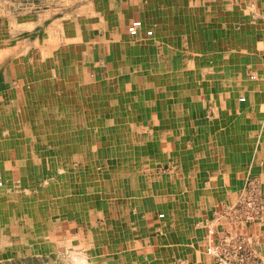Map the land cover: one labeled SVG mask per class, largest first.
<instances>
[{
	"label": "rangeland",
	"instance_id": "rangeland-1",
	"mask_svg": "<svg viewBox=\"0 0 264 264\" xmlns=\"http://www.w3.org/2000/svg\"><path fill=\"white\" fill-rule=\"evenodd\" d=\"M145 1L146 6L141 19L135 20L141 23L137 35H131L126 31V44L129 45V51L132 53V55L128 54L127 61L132 60V66L141 67L138 71L135 70V74H142L140 81L129 79L126 75V65L122 69L119 68L123 62L119 63L120 65H114L113 74H106L99 68H93L94 75L90 81L100 86L110 81L108 86L110 85L113 92L120 96L114 99L119 98L125 102H132L131 99L135 96L137 89L143 91L153 89V92H148L147 96L143 95L147 105L146 112H141L142 125H138L134 133L136 130L144 135L150 133L149 119L158 120L162 116L159 110L164 111V108L160 107L159 100L165 102L167 98H173L171 92L179 90L187 94L183 109L186 120L184 123L182 118L172 124L171 129H179L180 136L178 134L177 137L170 136L169 143L161 141L155 144L156 157L154 156L150 162L146 161L147 165L152 163L154 168L151 169L152 172L149 171V176L145 180L147 185L138 193L135 200L130 201L133 195L132 188L124 185L126 181H123V186H120L118 175L115 174L110 176L112 185L109 189L108 202L99 197L101 194L93 202L88 180L93 174L88 172L89 163L92 162L94 166L95 161H99L100 164L102 163L101 167H105L107 160V163L112 161V164L115 162L121 165L122 159L120 162L113 158V154L121 151L120 149L134 150V153L141 149L135 143L127 144L117 140L107 144L109 149L103 151L99 145L90 148L84 140L75 138V132L80 131L83 126L78 122H75L74 127L72 126L70 122L74 121L75 110L66 112V102H69V99L66 101L65 97L68 95H58L59 89H56L58 79H68L69 81L66 82L70 84L72 79L76 81L75 78H79L78 75V77L75 76L79 71L76 65L78 54L75 53L84 44L81 39H78L77 34L94 32V25L92 28L88 27L94 21L92 11L94 9L98 13L101 12L106 0H0V144L8 148V138H13V134L18 132L16 140L20 142L19 146H24L25 140L28 139L30 150L28 155L31 152L33 157L29 159L23 157L24 154H19V157L15 158V162L21 165V169H26L23 172L20 171L18 175L19 179H22L21 188L13 189L11 184L17 181V175L10 174L9 170L13 173L10 164L14 160L7 158L3 149H0V181L5 183V187L0 186V264H120L121 261H127L125 264L137 262L147 264L153 261L155 263L161 261L163 264L168 262L170 264L185 262L264 264L262 238L255 234L257 238L253 240V233L247 232L250 229L264 228V199L257 188V182L254 179H248L245 189L234 192L231 189L211 190V187L215 186L217 176L215 173L206 172L209 168H215V162L211 157L217 156V153L219 156L225 155L227 159L232 158L230 154L232 146H237L238 139L242 138L237 134L247 129L240 119L235 120L232 110H235L241 118L248 113L246 110L250 102L248 90L260 89L262 93L264 92L262 68L264 64L256 63L254 57L249 54L252 51L250 52L245 44L248 43L246 36L249 28L243 26L248 24L244 23L245 18H241L243 23H240L239 32L236 30V34L238 33L240 41L245 43H241L240 53L234 61H230V65L238 64L239 67H235L232 71L239 76L233 77L234 75L230 74V67L228 69L226 66L228 72L225 77H221L218 69L220 62L216 54L225 46L223 47L220 40L216 38L218 32L214 28L215 24L211 26V31L210 29L202 30L205 33L208 31L206 35L209 38L208 44L201 45L200 12L198 7L196 10L192 7L200 3L195 0ZM215 1L208 0L209 4ZM228 1L232 3V6L241 8V11L243 7L250 8L258 2V0ZM189 9L192 10L189 11ZM90 10H92V17L88 15ZM96 21L100 22L97 19ZM219 22L222 24V20L219 19ZM213 23H215L214 18ZM259 28L264 35L263 17ZM141 40H154L158 46L149 47L147 57L135 60V45ZM227 49L225 52H229ZM89 51L83 52V61ZM37 53H42L43 56L39 58ZM225 62L227 61L224 59ZM125 63L130 66L129 62ZM129 69L130 72L127 73L134 74L133 67L130 66ZM66 71L67 75H64ZM206 72L208 73L205 74ZM21 79L27 80L25 89H19ZM34 83L37 85L36 88H33ZM51 86L55 88L52 89ZM49 88L52 90H45ZM156 89L161 90L158 92ZM205 89H212L214 92L211 93L212 95L207 92L205 94ZM227 89L238 90L226 93ZM220 90L222 92H219ZM151 100L157 102L152 106ZM48 101L51 103L48 104ZM26 103L37 109L33 110L35 118L45 120L49 117V122L46 123H51L47 127L50 134L44 140L42 136L38 137L37 130L33 127L36 124H32L31 121L30 123L20 121L16 117V112L24 108ZM171 103L173 107L181 109L180 103H174V101ZM124 105L121 103L118 108L121 115ZM221 105L226 106L228 110H222ZM47 109L48 114L45 113ZM55 111L65 114L68 125L64 126V130L74 136V138L65 139L67 140L65 145V141L61 145L58 137L54 136L60 130L52 125ZM251 112H257V110H251ZM260 112H262L261 124L253 125L251 131L263 135L264 109ZM158 126L161 137L165 134L169 135L166 126ZM89 128L95 129L92 124ZM240 128H242L241 132ZM246 132L249 133L248 130ZM10 133H13L12 136L9 135ZM219 134H225L224 142L221 139L222 135L219 137ZM215 137H218L220 141L217 143L210 141ZM70 143L77 145L75 149L68 145ZM223 143L224 149H221L220 145ZM165 151L170 152L172 156L176 152L178 156L177 158L163 157ZM182 156L185 158L180 160ZM137 158L139 157L133 159L134 165L137 163L135 161ZM205 159L208 161L203 165ZM222 162L217 166L227 168L223 165L225 162ZM230 162L232 165L236 161L232 158ZM62 169L68 171L66 188L64 187L70 190L67 194V202L63 207H48L44 214L39 215L37 210L43 206L44 202L42 200L30 205L25 197V187L32 184V181L36 182L30 194L37 196L51 185V187H57L58 183L52 184L56 180L47 177H50L49 173L54 175ZM43 176H46L43 179H46V182L39 179ZM101 177L96 175L95 181L102 179ZM154 178L159 179L161 183L154 185ZM226 180L229 179L226 178ZM217 183L219 185L220 181ZM179 184L188 185V189H175V185L179 187ZM197 184H202V190L198 187L189 189L190 186L194 187ZM100 191L97 190V193H101ZM45 192L47 195L45 199H54L55 194L52 190L48 189ZM221 194L224 198L220 196ZM200 197L205 202L208 201V204L203 203ZM149 210H153L157 223L150 233L151 238L147 239L149 242L144 243L143 237L144 234L147 235V232L145 227L143 228L142 220L146 216V211ZM30 211L33 212L32 215H29ZM107 215L109 223L106 225L105 216ZM17 218L21 222H18L17 227L11 231L10 223L14 227V221L18 220ZM68 218H79L80 223L83 224L80 245L70 238L61 237L60 221ZM175 231L176 235L173 236ZM19 233L26 237H20ZM42 244L44 247L41 248V252H37ZM120 257L125 260H120Z\"/></svg>",
	"mask_w": 264,
	"mask_h": 264
},
{
	"label": "crops",
	"instance_id": "crops-1",
	"mask_svg": "<svg viewBox=\"0 0 264 264\" xmlns=\"http://www.w3.org/2000/svg\"><path fill=\"white\" fill-rule=\"evenodd\" d=\"M195 1H197L201 5L200 6V5L195 4L194 6H192V7H194L195 10L198 7L199 12H200L201 45L208 44L207 40L209 38L206 35L208 31L205 33L202 30L203 29H206V30L210 29V31H211V26L215 24L214 28L217 29V32H218V35H217L218 37H216V38H218L220 40L219 42L222 44L223 47L225 46L221 50H218V52L216 54L218 56V62H220V65L218 64V66H219L218 69H219V74L221 75V77L226 76V73L228 72L229 67H230V74H233L234 75L233 77L239 76V74H235L232 71V70H235V67H239L238 64L235 66L230 65L231 64L230 61H234L235 57H237V55L240 53L239 48L241 46V43L242 44L245 43L243 41L241 42L240 41V35L238 33L236 34V30H237V32H239L238 27L240 26V23H243V22H241V18H243V19L245 18L244 23L246 22V24H248V25H244L243 27L249 28L248 29L249 32L246 36L248 38V43L247 42L245 43L246 47L249 48V51L250 52L252 51V53H249V54L251 55V57H254V60H256V63H258V64L263 63L264 64V35L259 30L260 29L259 23H260L261 18L263 17V20H264V0H261V1L258 0V2H256L257 4L254 3V5L251 6L252 8L251 7L250 8L243 7L244 8L243 11H241V8H239V7L236 8L235 6H232V3L228 0H216L214 3H211L212 5L209 4L208 0H195ZM228 3H230V4H228ZM239 3L242 4V2H239ZM204 4H207V5H204ZM95 6L96 5L94 4V7ZM144 6H146L145 0H106L105 5L103 6L104 8L101 10L102 13L101 12L98 13L94 9H93V11L92 10L89 11V14H88L89 17H92L91 11L94 12V16L92 19L94 21L92 22V24H89L88 27L92 28L94 25V27H93L94 32H88L87 34L80 32L79 35L77 34L78 39H81L82 43L84 44V46L82 47V48H84L83 51H81V53H80V50L82 49L81 48L77 53H75L76 55L78 54L76 56V65H77V67H79V71H78L79 78L78 79H80V77H81V79H83L85 81V84H87V82H88L87 85L89 86V84L91 83L90 80H91V78H93V75H94L93 68H95V67L97 69L99 68L102 71H104L106 74H113L114 65L115 64L120 65L123 62V64H121L119 68L122 69L123 66L126 65L125 68L127 69V72H128L130 70L129 67L130 66L133 67V69H134L133 73L134 74H128L126 72V75H128L129 79H131L132 81H133V79H137V81H140V79L142 78V74L141 73L135 74V70L138 71L140 66H137V65L132 66L131 65L132 60L127 61L129 59L127 57H128V54L130 53V51H129L130 49H129V45L126 44V39H127L126 38V36H127L126 28H127L128 24L131 23V21L141 19V16H142L143 11H144ZM95 9H97V8H95ZM191 10L189 9V11H191ZM213 18L215 20V23H213ZM96 19L99 20L100 22L96 21ZM219 19H220V21L222 20V24H220ZM225 20H226V22H225ZM95 25H96V27H95ZM155 46H158V44H156L154 40H149V41H142L141 40L140 43L137 42L135 45V48H136L135 49V54H136L135 60L147 57L149 54V47L154 48ZM226 49H227V51L229 50V52H225ZM84 51H89V53H87V55L85 56V60L83 61L82 56H83ZM41 54L42 53H40V56H43ZM130 54L132 55V53H130ZM206 56L207 55H205V57ZM209 57L212 58L211 56H209ZM79 59L81 61H78ZM224 59L227 62L224 63ZM125 62H129L130 66H127L128 64H126ZM226 66L228 67V69L226 68ZM262 68L264 70V65ZM120 69L118 70V73H119ZM81 70H82V72H81ZM118 73H117V76H118ZM207 73L208 72H206L205 74H207ZM95 74L100 75L98 72H95ZM122 77L127 78L126 76H122ZM95 81H97V80H95ZM91 84L93 86H96L97 83H91ZM186 90L189 91V89H186ZM200 90H201L200 92L202 93V89H200ZM237 90L238 89H227L226 93L231 92V91L232 92L237 91ZM179 91H182V90H179ZM223 91H225V90H223ZM263 91H264V89H263ZM206 92L208 94H211L214 92V90L212 91V89H205L204 93L206 94ZM219 92H222V91L220 90ZM248 92H249L248 94L250 95L249 96L250 102L247 105L248 107L246 108V110L248 112L246 115H248L249 117L248 116L246 117V115H244V116H241V118H239L238 115L236 114L235 110H232L234 112V114H232V115L235 117V120L240 119L242 121L243 126L245 125V127H247L246 130H248L249 133H247V132L245 133L246 130L242 131L241 130L242 128H240V132L241 131L242 132L237 134V136L240 135V136H242V138L238 139L239 143L237 144V146L236 145L232 146L233 149L231 152H233V153L230 152V154L232 155L231 157L233 158V161L234 160L236 161L235 164L233 163L231 165L230 160L232 158L227 159L226 156L223 154H221V156H219L218 155L219 153H217V156H215L213 158L211 157V159L215 162V164H214L215 168H209L208 171H206V172L215 173V175L217 176L216 180L220 181V184L217 185L218 184L217 181H216L217 184L214 181L213 183H215V186L211 187L212 189L210 187H208V188H210L211 190L217 189V191H219V190L224 191L225 189H231L234 192L236 190L238 191V190L245 189L246 188L245 185H247V180L248 179H254L257 182V185H258L257 188L261 192V195L264 199V133H263V135H258V134H255L254 131H251V128L253 125H260L261 124L262 112H260V111L264 109V92L262 93L260 89H249ZM57 93H58V95L60 94L58 91H57ZM179 93H182V92H179ZM183 94H184V99H185L183 104H181L178 101V104L180 103V105H181L179 108H181V109H184V105L186 104V97H187L186 96L187 94H185V93H183ZM176 102H177V100L175 101V103ZM220 107H222V110H224V111L227 109V108H225L226 106H224V105H221ZM71 108H72V106H71ZM172 108L175 110H178L177 108H175L173 106H172ZM248 110H250V111H248ZM251 110H257V112H251ZM38 111L41 112V110H39V108H38ZM54 113L55 112H53V114ZM174 113L175 112H173V114ZM180 113H182V114L181 115H179V114L175 115L172 118V122H169L167 124H163V123L159 124L160 126H163V127L166 126V131L168 132L169 135L165 134V136L161 137L160 135H162V134L159 133L160 132L159 126H153V127H149L150 133H146V135L147 134L149 135L152 132H155V134L149 135V138H146L147 140H138V141L134 140L135 144H137L141 147V149L138 150L137 153H134V150H132L134 153L133 154L134 157H139V164L136 163V165H134L135 163L132 161V163L131 164L129 163L130 165H128L129 168L133 169L134 171H137L139 174H142V175L144 173L148 174L149 171H151V169L153 170L154 165L152 163L147 165L146 161L150 162L151 160H153L155 153H156L155 149H154L155 144L159 143L161 141H165V142L169 143L170 141H168V140H170V136L175 135L174 137H177V134L179 136L181 135V131L179 129H176V130H175V128L171 129L173 122L177 123V121L181 120L182 118H183V121L185 123V120H186L185 116L186 115L184 113V110L183 111L180 110ZM18 120H20V121L24 120V122H26V123L28 121L27 117L26 118H20ZM48 122H49V120H48ZM54 122H52V125H54V127L56 129L61 127V129L64 130V128H65L64 126L68 125V121L66 120L65 114L63 117L61 116L59 118L54 119ZM179 124H182V123L179 122ZM49 125H51V123H49ZM49 125L42 127V131L45 133L38 134V137L42 136L43 140L46 137H48V135L50 134V131L48 130L47 127H49ZM131 129H132L131 131H133L136 128H131ZM9 135H11V133ZM221 135L219 134V137H221ZM224 135L225 134H223L222 138H221V139H223V142L225 141ZM54 136L57 137L58 135H54ZM70 136H71V138L73 137L71 134L67 133V137L70 138ZM231 138L233 139L235 137H231ZM16 139H17L16 137L8 138V140H7L8 148H4L2 146V144H0V149H3L5 156L7 158L10 157L11 159L14 160V162H12L10 164V167H11L10 169H12V171H13V173H12L11 170H9L10 174L20 173V171L23 172V170L26 169V168L21 169V166L19 167L20 164H18V162L17 163L15 162V158L19 157L18 156L19 154H24L23 157H26L29 159L33 158L31 152L29 153L30 156L28 155V151H30V150H26V151L23 150V152H21L22 150L18 149V143L19 142ZM58 141H60L61 145H63V141H65L64 145L67 142V140L59 139V138H58ZM210 141H215L217 143L220 141V139L218 137L217 138L215 137V139H212ZM26 142L29 143V140L28 139L25 140V144H26ZM137 142H141V143H137ZM27 144H26V146L28 147ZM90 144H92V143H89V145ZM68 145L73 146L74 147L73 149H75V147L77 146L74 143H70ZM255 145H256V147H255ZM24 147H25V145H24ZM220 148L224 149V143L222 145H220ZM11 153H13V154L10 155ZM175 153L176 152H174V155L172 156L170 154V152L165 151L163 154V157L167 158V157L172 156L173 158H177L178 155H176ZM113 158L118 159V160L122 159L123 162L126 160L125 154L121 151H119L116 154H113ZM184 158H185V156H182L180 160H182ZM46 159H48V158H46ZM201 159H202L201 161H203L202 156H201ZM140 160H141L142 165L140 164ZM204 161L205 162L203 163V165L205 163H207L208 159H205ZM222 161L225 162L223 165L227 166V168L223 169V168H220L219 166H217V165H220V163ZM95 163H96V161H95ZM14 164H18L19 168L13 167ZM115 165H116L115 168L107 170V172L114 170L117 173L118 171L122 170L123 168H124L123 170H125V166H123L122 164L118 165V163H116ZM131 165H132V167H131ZM62 171L68 173V171L65 169L64 170L62 169ZM46 172H47V170H46ZM24 173H27V172L24 171ZM122 173H121V181L123 179L127 178V177L125 178L124 176H122ZM43 174L47 175V173H43ZM45 177L43 176V178L40 177L39 179L43 180ZM18 178H19V176H18ZM226 178H228L229 180H226ZM21 181H22V179H19V183H17V182L13 183L12 188L13 189H15V187L21 188V186H20ZM43 181L46 182L47 180L45 179ZM160 183L161 182L159 181V179L154 178V183H153L154 185L155 184L159 185ZM120 184H121L120 186H123L122 183H120ZM145 185H147V182L143 183V181L141 180L137 186L130 187V188H132L131 191L133 192L132 199L130 201H133L136 199L138 193L140 191H142V189L145 187ZM201 185L197 184V186L196 185L194 187L192 186L193 188L190 186L189 189H195L198 187V189L202 190L203 186H201ZM33 188H34V184H28L27 187H25L24 193H25V197H27V201L30 205L43 200V202H44L43 206L37 210L39 215L44 214L45 213L44 211H47L48 207H51V206L63 207L64 204H61L62 202L59 201V198L58 199L56 198L55 200H50V199L48 200V199H45L47 196L40 197V194L38 196L30 194V191ZM174 188L175 189L176 188L177 189H188V185L179 184V187H178V185H175ZM44 190L41 192V194L44 192ZM220 196L222 198H224L223 194H221ZM32 197H34V198L32 199ZM217 197H219V195H217ZM199 199L201 200L202 198L200 197ZM233 199H235L234 194H233ZM158 200H159V198L157 199V201ZM105 202H108V199H106ZM202 202L205 204H208V201L205 202V200H203ZM56 209H58V208H56ZM71 211H73V213H75L74 210H71ZM37 212H36V214L38 216ZM152 212H153V210L152 211L151 210L146 211L145 218H143V220L141 219L142 221H144L143 222V228L145 227L146 232H147V235L144 234V237H143L144 243L149 242V240H147V239L151 238L150 233H151V231H153L155 229L153 227L157 223V221L155 220V216ZM65 213H67V212H65ZM105 213H107V212H105ZM32 214H33V212L30 211L29 215H32ZM105 218H106V225H107L109 223L108 215L105 216ZM18 222H21V220L18 219V220L14 221V224H15L14 227H12L11 226L12 223H10L11 231L15 227H17ZM60 224L61 225L59 226V228L62 232L61 237L68 238V239L70 238L73 242L77 243V245H80L81 239L83 237L82 236V232H83L82 230H84L83 224L80 223V219L79 218L78 219H75V218L62 219V221H60ZM247 232L253 233V235H252L253 240L255 239V237L257 238V235L255 236V234H258L259 238H262L263 244H264V228L262 230L261 229H258V230H256V229L251 230L250 229V230H247ZM19 234H20V237H26V236H23L21 233H19ZM11 235H12V232H11L10 236ZM174 235H176V231L173 233V236ZM258 244H260V243H258ZM42 247H44L43 244L39 246V249L37 252H41ZM122 249H123V247H122ZM125 250H123V251H125ZM78 253H81V252H78ZM123 259L125 260V258H123ZM123 259L120 257V260H123ZM126 262L121 261L120 264H125ZM139 263L140 262H137L136 264H139ZM147 264H163V262L160 261L159 263H155V261H153V262H150ZM165 264H170V263L168 262ZM184 264H192V263L191 262H185Z\"/></svg>",
	"mask_w": 264,
	"mask_h": 264
},
{
	"label": "bare ground",
	"instance_id": "bare-ground-1",
	"mask_svg": "<svg viewBox=\"0 0 264 264\" xmlns=\"http://www.w3.org/2000/svg\"><path fill=\"white\" fill-rule=\"evenodd\" d=\"M79 46H80V44H79ZM37 57L41 58L42 56H40V54L37 53ZM66 60H67V58H66ZM39 65H42V64H39ZM32 70L36 71V69H32ZM64 75H67V71H66V73H64ZM77 75H79V73H77L75 76H77ZM75 79H77V80L75 81L72 79L70 84H67V82H66V81H69L68 79L67 80L65 78L58 79L59 82L57 83V86H56L57 87L56 89H59L58 92L61 95H68L69 96V98H68V96L65 97L66 101L69 99L68 100L69 102H66V112L68 110H70V111L75 110V112H73V113H75L74 121L71 120L72 126L74 127L75 122L76 123L78 122L80 125L83 126V128L80 131L75 132V135H74L75 138H80V141L84 140V142H86V145L89 146L90 148L99 145L100 147L103 148V151H105V149H109L107 144L109 145V143L111 141L120 140V141H122V143L133 144V143H135L134 140H136V141L147 140L146 138H149V135L155 134V132H152L149 135L148 134L144 135V134H140L138 132V130H136L134 133L135 129L133 131H131L132 130L131 128H136L138 125H142L141 112L142 111L146 112V107H147V105L145 104L146 100H143V95L146 94V96H147V93L150 91L153 92V89L152 90L147 89L146 90L147 92L143 91L142 89H137L135 96L131 99L132 102H125L124 100H123L124 101L123 102V101L119 100V98L114 99L115 97H120V96L113 92V89L111 87H109L110 85L108 86L110 81H107L102 86H100L99 84H96V86L89 84V86H88L87 84H85V81L83 79H81V77H80V79H78V78H75ZM80 81L82 82V84ZM26 84H27V80L24 81L23 79H21L19 89H25ZM44 84H46L45 81H44ZM113 86H115V85H113ZM36 87H37V85L34 83L33 88H36ZM40 87L41 86L39 84V88ZM50 88L53 89L55 87L51 86ZM50 88L45 89V90L46 91L52 90ZM115 90H117V89H115ZM156 90L159 92L161 89H156ZM164 91L166 93H170L167 90H164ZM179 92H182V91L171 92L170 94H173V96H172L173 98H171V99L167 98V100L165 99L166 100L165 102L159 100L160 107L164 108V111L162 112V110H159L162 116H160V118H158V120L149 119L148 125H150V127L158 126L160 123L167 124L169 122H172V118L175 115H178V114L181 115L182 114V113H180V110L183 111V109L175 110L172 108L173 103H171V101H174V103H175V101L177 100V102L179 101L181 104H183V102L185 101L184 94L179 93ZM43 93H45V92H43ZM46 93L49 94L50 92H46ZM113 95H115V96H113ZM162 96H164V95H162ZM60 98H62V97L60 96ZM147 98H149V97H147ZM240 101H242V99ZM156 102H157L156 100L155 101L151 100V103H153L152 106ZM47 103L49 104L51 102L48 101ZM121 103L125 104L122 108V110H123L122 115L119 113V110H118ZM71 106H72V108H71ZM76 106H78V107H76ZM33 110H37V109H35L33 106L27 105V103H26L24 108H22L16 112V117H18V119L27 117L28 123H30V121H31L32 124H34V125L36 124L33 127L36 128L38 134L45 133L42 131V127L49 125V123L48 124L46 123L49 120V117H46L45 120L43 118H38V117L35 118L33 116ZM48 112H49V110L47 109L45 111V113L48 114ZM173 112H175V113L173 114ZM62 113H60L59 111H57V112L55 111L54 119L59 118L61 116L63 117L64 113L63 114ZM77 114H78V116H77ZM91 124L95 127V129L89 128V125H91ZM57 135H58L57 137L59 139H68L67 133L64 130H62L61 127H60V130L57 132ZM13 136L17 137L18 132L16 134L14 133ZM74 136L72 138H74ZM19 143H18V149L22 150L21 152H23V150H25V151L29 150V146L28 147L26 146V144L28 142H26L25 147L22 146L23 144L21 145L22 147H20ZM89 143H92V144L89 145ZM137 143H141V142H137ZM120 150L126 156V160L123 162V164L121 163L123 166H125V170H123L124 168L122 169L123 171L120 170L116 173L114 170H112V171L107 172V170L113 169L116 166L115 165L116 163L113 162V164H112V161L107 163V160H106L105 167H101L102 163L100 164L99 161H96L94 166L92 165L91 162L89 163L90 165H89V171L88 172L93 174V176L99 175L101 177V175H102V177H101L102 179L96 178V179H98L96 181L94 178L95 176L88 178V180L90 181V182L89 181L88 182L90 183V186H91L90 191L93 194V202L96 201V197H98L100 194H101V196H99V197L102 198L103 201H106V199L109 198V193H110L109 189H110V186L112 185V182H111L112 180L110 179V176H112V175L117 174L118 178H119V184L122 183L123 181H126V182H124L125 186L128 185L129 187L137 186L141 180L143 181V183L146 182L145 180L147 179V176H149V173L148 174L144 173L142 175V174H139L137 171H134L133 169L128 167V165H130L132 163L133 159L135 158L133 155V151H130V149H120ZM119 161L121 162V160H119ZM135 161L139 164V158L135 159ZM140 164H141V160H140ZM20 166L21 165H19V167ZM13 167L17 168L18 165L14 164ZM131 167H132V165H131ZM66 173L67 172H63L61 170L58 171L54 175L49 173L50 177H47V178H54L56 180V182H54L52 184L55 185L56 183H58V186L57 187H51L52 186L51 185L49 188L45 189V190H48V189L52 190V192L55 194L53 200H55L56 198L57 199L59 198V201L62 202L61 204H65L67 202V200H66V198L68 196L67 194L70 191L68 189H65L66 188L65 186L67 184L66 179L68 177V173L67 174ZM121 173H122V176H124L125 178L127 177L126 179H123L122 181H121ZM15 174L17 175V181H15V182H18L19 181V178H18L19 173H15ZM31 183L35 184L36 182L32 181ZM0 186L5 187V183L3 184V182L0 181ZM2 189H4V188H2ZM73 189H74V187H73ZM45 190L42 194H40V197L47 196ZM97 190H101L100 191L101 193H97ZM77 191H78V189H77ZM95 191H96V193H95ZM88 193H90V192H88ZM33 198L34 197H32V199ZM91 198L92 197H90V200H92Z\"/></svg>",
	"mask_w": 264,
	"mask_h": 264
},
{
	"label": "built area",
	"instance_id": "built-area-1",
	"mask_svg": "<svg viewBox=\"0 0 264 264\" xmlns=\"http://www.w3.org/2000/svg\"><path fill=\"white\" fill-rule=\"evenodd\" d=\"M140 26H141V23L139 21L134 20L127 26V31L131 35H137Z\"/></svg>",
	"mask_w": 264,
	"mask_h": 264
}]
</instances>
